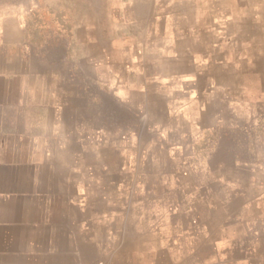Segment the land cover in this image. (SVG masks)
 Wrapping results in <instances>:
<instances>
[{"label": "crops", "instance_id": "1", "mask_svg": "<svg viewBox=\"0 0 264 264\" xmlns=\"http://www.w3.org/2000/svg\"><path fill=\"white\" fill-rule=\"evenodd\" d=\"M264 264L254 0H0V264Z\"/></svg>", "mask_w": 264, "mask_h": 264}, {"label": "rangeland", "instance_id": "2", "mask_svg": "<svg viewBox=\"0 0 264 264\" xmlns=\"http://www.w3.org/2000/svg\"><path fill=\"white\" fill-rule=\"evenodd\" d=\"M42 3L46 0H41ZM255 3H258V6L261 8V10H264V0H254Z\"/></svg>", "mask_w": 264, "mask_h": 264}, {"label": "built area", "instance_id": "3", "mask_svg": "<svg viewBox=\"0 0 264 264\" xmlns=\"http://www.w3.org/2000/svg\"><path fill=\"white\" fill-rule=\"evenodd\" d=\"M97 264H102V262H99V263H97Z\"/></svg>", "mask_w": 264, "mask_h": 264}]
</instances>
